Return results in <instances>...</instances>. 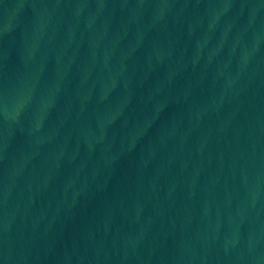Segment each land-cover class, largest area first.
I'll return each mask as SVG.
<instances>
[{"label": "water", "instance_id": "1", "mask_svg": "<svg viewBox=\"0 0 264 264\" xmlns=\"http://www.w3.org/2000/svg\"><path fill=\"white\" fill-rule=\"evenodd\" d=\"M0 264H264V0H0Z\"/></svg>", "mask_w": 264, "mask_h": 264}]
</instances>
